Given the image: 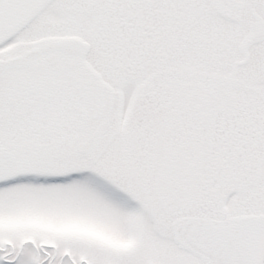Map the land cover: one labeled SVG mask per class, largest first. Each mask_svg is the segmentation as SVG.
<instances>
[{
	"label": "snow or ice",
	"instance_id": "6c2138e0",
	"mask_svg": "<svg viewBox=\"0 0 264 264\" xmlns=\"http://www.w3.org/2000/svg\"><path fill=\"white\" fill-rule=\"evenodd\" d=\"M0 264H264V0H0Z\"/></svg>",
	"mask_w": 264,
	"mask_h": 264
}]
</instances>
